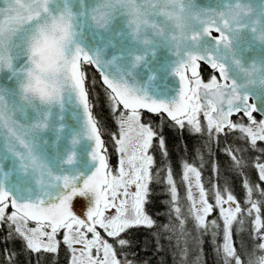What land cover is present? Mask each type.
<instances>
[{"label":"snow or ice","instance_id":"snow-or-ice-1","mask_svg":"<svg viewBox=\"0 0 264 264\" xmlns=\"http://www.w3.org/2000/svg\"><path fill=\"white\" fill-rule=\"evenodd\" d=\"M54 2L5 0L7 7L0 8V69L13 68L14 61L20 58L21 62L27 61L22 72V77L28 80L25 93L30 92L42 102L61 103L66 92L75 94L85 113L86 134L95 143L91 159L97 166L87 176L80 173L53 176L51 172L45 174L41 170L39 192L35 196L31 188L22 189L17 185L19 195H16L0 183V224H7L9 239L16 237L24 242L26 252L56 254L60 243L56 237L63 229L62 240L70 251L71 264H132L127 258L131 251V241L126 238L128 230L139 226H154V220L147 214L145 207L151 200L150 185H164L165 195L169 197L166 202L169 207L167 215H175L181 236L184 235L186 223L182 218L178 187L174 183L170 161L167 159L165 141L153 127L141 123L140 110L166 113L174 126L180 129L187 127L190 134L206 135L207 145L219 144L222 138L236 134V139L264 155V149L256 147L257 142H264V119L257 121L254 117L256 112L264 115V96L258 98L259 103L250 102L254 98L241 92L235 83L229 85L222 69L218 75H210L207 83L202 82L198 71H203L201 63L210 66L212 70L216 67L203 59L198 61V67L182 65L177 70L182 86L178 97L170 102L152 99L142 89L127 81L110 78L100 71L102 83L106 86L104 94L109 109L119 125L114 140L115 151L120 154L119 168L114 175L108 166L107 155L101 154V136L92 115L83 70L84 65H95L99 69V62L80 47L77 46L72 52L67 46L72 36V13L65 0V7L58 10L59 16L54 15L51 8ZM103 15L101 13L100 18ZM42 21L43 30L33 38L29 47V36L36 32ZM48 21H52L50 28ZM206 31L219 34L220 30L210 28ZM221 75L225 77L223 85L217 83ZM92 83L95 85L96 81ZM224 88H229V92L225 93ZM121 107L124 111H120ZM201 112L206 120L205 126H202L198 118ZM234 114H239L241 119L233 121L231 117ZM0 124L10 134L8 152L19 158L24 167H28L29 163L34 168L40 167L29 144L18 134L14 113L9 115L3 97H0ZM154 139L158 140L154 150L160 152L158 167L156 159L150 154ZM76 142L75 139L72 141L73 144ZM17 144L27 149V152L17 151ZM195 151L199 153V149ZM243 151L239 147L225 148L224 154L231 162L228 166L230 170H243L246 167L243 157L236 154ZM74 159L75 153H70L66 163L70 165ZM199 160L200 168H203L202 155ZM211 168L216 173L217 182L214 185L209 182L213 201L210 203L209 193L202 183V171L188 162L182 164L181 183L186 182V199L191 202L188 211L195 228L202 235L208 234L211 229L213 243L222 232V248L215 246L221 257L220 264H264V242H261L264 241V222L261 219L264 216V188L254 184L250 178H244L242 171H238L237 174L242 176L241 186L246 190L242 208L231 191L225 195L219 183L220 165L213 162ZM254 168L258 170L259 181L264 182V162H260V157L256 158ZM154 173L157 177L155 180ZM22 191L28 194L23 195ZM254 195L259 197V202L253 199ZM76 196L88 198L90 206L87 208L86 219L79 218L72 211V201ZM214 209L222 218V228L216 219H212L210 224L206 221ZM6 210H11L10 214H6ZM111 210H114V214H106ZM245 213L250 234L252 231L256 233V251L244 246L237 251L233 240V225L242 224ZM30 221L34 222V227H29ZM163 227L167 230V226ZM98 228L103 230L104 235Z\"/></svg>","mask_w":264,"mask_h":264},{"label":"water","instance_id":"water-1","mask_svg":"<svg viewBox=\"0 0 264 264\" xmlns=\"http://www.w3.org/2000/svg\"><path fill=\"white\" fill-rule=\"evenodd\" d=\"M6 7L5 0H0V8ZM64 7L65 0H55L51 5L56 16ZM67 7L72 13V36L67 46L72 52L78 46L97 60L100 70L90 66L99 77L102 71L142 89L152 99L170 102L178 97L182 86L177 70L182 65L198 67L203 59L215 64L217 73L222 69L229 85L235 83L241 92L252 96L250 102L259 103L258 98L264 96V0H67ZM210 28L220 30L219 34L212 31L218 37L206 31ZM253 49L259 50L258 58H237ZM222 54L226 58H220ZM232 54L234 58H230ZM21 61L15 60L11 69H0V97L9 115L14 113L16 130L40 167L30 163L24 167L8 152L10 134L0 124V183L16 195L17 185L31 188L35 196L41 170L53 176L91 174L97 166L91 159L95 143L86 134L85 113L73 92H66L61 103L39 99L27 104L20 100L17 85L25 63ZM220 78L225 80L224 75ZM229 90L223 89L225 93ZM256 114L264 119V115ZM101 142L104 155L102 137ZM16 147L27 152L19 144ZM70 153H75V159L69 165L66 160ZM89 206L87 197L73 198L72 211L79 218L86 219Z\"/></svg>","mask_w":264,"mask_h":264},{"label":"trees","instance_id":"trees-1","mask_svg":"<svg viewBox=\"0 0 264 264\" xmlns=\"http://www.w3.org/2000/svg\"><path fill=\"white\" fill-rule=\"evenodd\" d=\"M83 70L86 75V89L89 92V102L92 105V115L98 125V130H105L104 110L107 106V99L104 94V86L100 82L98 73L90 66L84 65ZM96 83L93 85L92 81ZM149 122L153 128L158 127L160 137L165 141L168 151L167 159L170 161V167L173 174L174 183L178 187L179 206L182 210V218L185 219V232L180 235L178 221L173 214L171 217L167 215L169 207L167 201L169 197L165 195L163 184H154L151 187V200L146 206L147 214L154 220V226L148 228L146 226L134 227L128 230L127 239L131 241V251L128 253V260L132 264H220L221 257L218 256L215 246L222 248V232L216 236L213 243V237L210 234H201L196 229L194 221L188 209L189 203L184 198V184L182 181V164L188 162L196 166L202 171V183L206 192L209 193V202H213L210 195L209 182L214 185L216 173L213 172L211 165L216 162L220 165L219 183L224 190L225 195L231 191L237 201L244 208V200L246 199V190L241 186L242 176L238 175V171H242L244 178H250L254 184H258L260 188H264V182L258 179V170L254 168L256 158L260 157V162H264V155L261 152L251 149L249 144L235 138L236 134L222 138L219 144H206V135L190 134L187 127L185 132L174 129L171 124H163L164 119L156 117V119L145 120ZM107 127V124H106ZM99 130V132H100ZM243 148V152H237L238 157H243L246 167L243 170L229 169L231 163L229 157L224 154L227 147ZM257 149H264V142H257ZM199 149V153L195 150ZM203 156V168H200L199 156ZM157 167L160 163V153L156 154ZM157 179V177H155ZM166 183V180L164 181ZM253 199L259 202V197L254 195ZM227 207V205L225 206ZM264 211V209H262ZM212 219H216L222 228V218L218 216V211L214 209L206 221L210 224ZM264 222V216H262ZM163 226H167V230ZM264 235V233H262ZM9 237V229L2 224L0 228V264H70V251L63 244L61 237L59 241V249L56 254L51 253H31L25 251L24 242L16 237ZM111 239V238H109ZM233 240L236 244L237 251L241 246L256 251L257 237L254 231L250 234L248 218H243L242 224L233 225ZM264 242V241H261Z\"/></svg>","mask_w":264,"mask_h":264},{"label":"flooded vegetation","instance_id":"flooded-vegetation-1","mask_svg":"<svg viewBox=\"0 0 264 264\" xmlns=\"http://www.w3.org/2000/svg\"><path fill=\"white\" fill-rule=\"evenodd\" d=\"M210 33H211L212 37H214V38L218 37L217 33H215V32H210ZM256 51H259V50L253 49V50L249 51V53L247 55H238L237 58H258ZM205 58H216V57H214L212 55H206ZM220 58H226V57L222 54ZM230 58H234L233 54L230 55ZM201 68H203V71H201L200 69H198V71H200L201 80L204 83L208 82V79H209L210 75H218L215 69L212 70L209 66L203 65L202 63H201ZM187 75L190 76V73H188ZM218 79L219 80L217 81V83H219V84L225 83V80H223V79H221L219 77H218ZM120 111H124L122 109V107H121ZM104 113H105L104 118H105L107 127H106V124H105V130H102V129L100 130V127H99V130H100V135H101L102 140H103V152L107 155L108 166L112 170V173L115 175L116 172L118 171V168H119V157H120V154L115 151L114 140L117 138V135H118V132H119V125L117 124L116 118H115V116H113V114L111 113L109 108H106V110H104ZM140 113H141V123H145V124H147V125H149L151 127H152V125L149 122L145 121V120H149V121L152 120L153 121V119H156V117H160V119H164L165 120V121L162 122V125L163 124H165V125L166 124H171V125L174 126L173 122L168 120L163 113L151 114V113H148L146 111H140ZM254 117H255V119H257V121L262 119L256 113H254ZM198 118H199L202 126H205L206 125V120L204 119L202 112L199 114ZM239 119H241L239 114L237 116L232 117L233 121H237ZM244 122L245 123L247 122L246 118H244ZM173 128L177 129L180 132H185L186 131L185 128L184 129H180L177 126H174ZM153 129L156 130L158 135L160 136L159 128L156 127V128H153ZM157 143H158V140L154 139L153 140V149L150 150V154H152L155 159H156L157 152L160 153L158 150H154ZM155 177L156 176H155V173H154L153 174V179L154 180H155ZM154 184H156V183H153L152 185H150V187H153ZM146 206H148V204ZM10 211L11 210H6V214H10ZM106 214H114V210H111L109 213H106ZM4 226L7 227V229H8L7 224H4ZM34 226H35L34 223L29 222V227H34ZM0 228H2V224H0ZM97 230L101 231L102 235H104L102 229L98 228ZM63 232H64V230L61 229V231L57 234V238L61 237V239H62L63 238ZM89 237H91L90 234H89ZM77 247H79V246H77ZM70 262H71V259H70Z\"/></svg>","mask_w":264,"mask_h":264},{"label":"clouds","instance_id":"clouds-1","mask_svg":"<svg viewBox=\"0 0 264 264\" xmlns=\"http://www.w3.org/2000/svg\"><path fill=\"white\" fill-rule=\"evenodd\" d=\"M51 23H52V21H48L49 28L51 26ZM43 25H44V22L42 21L41 25L37 27L36 32L29 36V44H28L29 47H30V44H31V41L33 40V38L38 36L41 33V31L43 30ZM25 63H27V61H25ZM27 84H28L27 78L22 77L20 82L18 83L17 87H18L19 92H20V100L24 103L31 104L33 101H38L39 98L33 97L30 92L27 94L25 93V88H26ZM26 95H27V98H26Z\"/></svg>","mask_w":264,"mask_h":264},{"label":"rangeland","instance_id":"rangeland-1","mask_svg":"<svg viewBox=\"0 0 264 264\" xmlns=\"http://www.w3.org/2000/svg\"><path fill=\"white\" fill-rule=\"evenodd\" d=\"M107 106H108V104H107ZM108 107H109V106H108ZM183 184H184V187H183V188H184V192H185V194H184V198H185V197H186V182H184ZM186 202H188L189 205H190V203H191L190 201H187V199H186ZM89 238H91V237H89Z\"/></svg>","mask_w":264,"mask_h":264}]
</instances>
